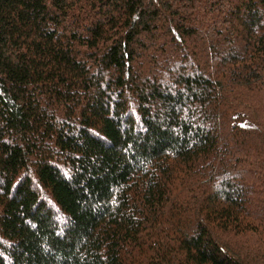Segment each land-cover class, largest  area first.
<instances>
[{"label":"trees","instance_id":"1","mask_svg":"<svg viewBox=\"0 0 264 264\" xmlns=\"http://www.w3.org/2000/svg\"><path fill=\"white\" fill-rule=\"evenodd\" d=\"M0 264H264V0H0Z\"/></svg>","mask_w":264,"mask_h":264}]
</instances>
